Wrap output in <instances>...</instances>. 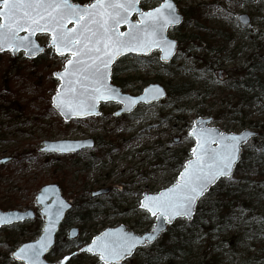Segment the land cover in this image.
<instances>
[{
  "label": "rangeland",
  "instance_id": "1",
  "mask_svg": "<svg viewBox=\"0 0 264 264\" xmlns=\"http://www.w3.org/2000/svg\"><path fill=\"white\" fill-rule=\"evenodd\" d=\"M70 1L89 5L95 0ZM162 1L143 0L140 7L151 10ZM173 1L179 13L189 17L168 31L170 38L182 43L177 55L167 65L159 62L158 51L125 58L128 70L121 78L127 77L129 84L122 91L138 95L149 84L166 88L187 82L192 92L185 98L141 106L129 116L114 117L119 106L108 103L100 106L99 117L64 122L51 108V98L58 86L53 75L64 69L69 56H55L47 48L48 35L37 37L45 49L42 58L0 54V160H6L0 165V211L35 213L32 221L0 228V264H23L11 254L41 234L44 218L35 197L43 186L58 185L72 205L45 261L62 264L68 257L66 264H102L81 249L106 228L123 225L137 235L151 231L154 218L140 209V200L144 193L155 195L175 185L191 158L193 121L213 117L212 126L224 133L258 132L251 126L264 122V94L238 101V93L229 86L236 69L246 67L254 55H262L261 48L264 51V0ZM239 15L248 16L250 25L241 26ZM86 139L94 141L93 149L74 155L41 152L43 142ZM242 154L249 161L258 157L264 161V130L243 146ZM234 179L232 175L224 183ZM103 189L107 195L90 199L92 192ZM215 199V193L206 195L198 206ZM184 223L178 220L175 225L180 228ZM241 224L236 219L231 230ZM71 228L79 231L73 240L68 239ZM263 246L264 236L256 242L257 248ZM195 247L192 259L201 249Z\"/></svg>",
  "mask_w": 264,
  "mask_h": 264
},
{
  "label": "snow or ice",
  "instance_id": "2",
  "mask_svg": "<svg viewBox=\"0 0 264 264\" xmlns=\"http://www.w3.org/2000/svg\"><path fill=\"white\" fill-rule=\"evenodd\" d=\"M139 0H95L86 7L73 4L70 0H0V50L5 47L24 49L31 55L37 48L32 40L35 32L51 35V47L59 55L66 52L67 59L63 73H56L65 84L61 85L53 98L54 106L61 114L86 116L96 111L100 100L117 99L130 106L135 98L122 97L108 84L110 65L116 56L125 52L147 53L152 47H159L164 53L162 60L169 58L174 42L164 38V30L177 24L180 17L170 0L147 12H140L139 22L133 24L129 16L139 11ZM247 24V18L238 17ZM74 27L66 28L65 22ZM121 24H127V32L118 31ZM21 31L28 35L20 36ZM163 92L158 87L145 89L140 99L158 98ZM190 135L196 138V147L192 149L194 160H190L180 173L177 183L154 197H145L141 207L146 208L157 219V225L144 237L118 230L96 237L86 251L98 252L104 264H119L130 256L137 246H143L154 240L162 230L164 223L177 216L191 219L194 205L208 187L220 177H231V170L237 159L239 145L245 142L251 133L230 135L215 130L200 128ZM217 145L212 147L211 145ZM58 150L68 151L74 148L59 145ZM47 191V190H45ZM44 202V195L38 197ZM67 207L62 200L54 201L52 207H46L48 225L45 235L34 244L21 246L12 255L25 264H40V256L50 244V232L55 221ZM23 219L19 213L0 215V224L11 220ZM68 257H65L67 260Z\"/></svg>",
  "mask_w": 264,
  "mask_h": 264
},
{
  "label": "trees",
  "instance_id": "3",
  "mask_svg": "<svg viewBox=\"0 0 264 264\" xmlns=\"http://www.w3.org/2000/svg\"><path fill=\"white\" fill-rule=\"evenodd\" d=\"M184 19L187 21L188 15ZM178 43L182 45L180 41ZM262 50H259L262 55H254L246 67L236 69L235 79L230 80L229 88L238 93V101L250 94H264ZM127 68L123 58L112 69L111 82L120 89L129 84L127 77L121 78ZM165 89L167 98L175 100L188 97L192 92L187 82L169 84ZM251 128L260 136L264 122L258 121ZM233 175L232 182L221 181L209 192L215 193V201L206 203L205 207L198 206L192 221L185 222L180 228L175 224L169 227L158 242L138 250L126 264H264V246L256 247L257 239L264 236V161L260 157L249 161L242 154ZM251 218L256 219L249 222ZM236 219L243 224L231 230ZM198 245L201 249L192 259Z\"/></svg>",
  "mask_w": 264,
  "mask_h": 264
},
{
  "label": "water",
  "instance_id": "4",
  "mask_svg": "<svg viewBox=\"0 0 264 264\" xmlns=\"http://www.w3.org/2000/svg\"><path fill=\"white\" fill-rule=\"evenodd\" d=\"M141 1H142V0H139V3H138V5H137V8L139 9V11H137V12H133V13H131V15L129 16V20H130L133 24H136V23L139 22V19H140V12H143V11L141 10V8H140V3H141ZM70 2H71V1H70ZM94 2H95V1H94ZM94 2H93V3H94ZM163 2H164V1H163ZM163 2H162V3H163ZM170 2L174 5V7H175V9H176V13H177V15L180 17V20H179V22H178L177 24L169 25V26L164 30V33H163L165 39H167L168 41H173V42H174V48L171 50V52H170V54H169V58L166 59V60H162V59H160V57H161L162 55H164V53L161 51V49H160L159 47H152L151 50L148 51L147 53L125 52V53H123V54H121V55L116 56L115 59L113 60L112 64L110 65V75H109V77H108V81H107L108 84H109L112 88L116 89L117 92H119L120 95H121L122 97L135 98V99H136V103L133 104V105H130V106H126L124 103L120 102V101L117 100V99H111V100H100V101H98V102L96 103V111H95L93 114H91V115H86V116H80V117H77V116H69L68 118H65V116H64L63 114H61V111H60L59 109H57V108L54 106V104H53V98L56 96L57 91L60 90L62 84H65V81H62L57 75H55V74H56V73H55V74L53 75V78H54L55 80L58 81V86H57V89H56V93L53 95V97H52V99H51V107H52V109H53V110H54V111H55V112L61 117V119H62L64 122L68 123V122H70V121H72V120H75V119L82 120V119H86V118H90V117H99V116H100V110H99V108H100L101 104L112 103V104H117V105H119L120 108H119V109L113 114L114 117L119 118V117H121V116H123V115H129V114H131L132 112H134V110H135L139 105H146V106H149V105H151V104H153V103H157V102H160V101H162V100L165 99V97H166V92H165V90H164L161 86H159V85H157V84H151V85H148L147 87H145V88L143 89L142 93H141L140 95H138V96H131V95H129V94L123 93V92L121 91L120 88H118V87L112 85V83H111V73H112V67L114 66V64H115L119 59L124 58V57H128V56H148V55H149L150 53H152L153 51H159V53H160L159 61H160L161 63H163V64H167V63H169V62L173 59V57H174L175 54H176L177 43H176V41H174V40L168 38V36H167V32H168V30H169L170 28H177V27H179V26L181 25L182 21H183V17H182V15H180V14L178 13V9H177L175 3H174L172 0H170ZM162 3H161V4H162ZM161 4H160V5H161ZM160 5H159V6H160ZM81 6H82V7H86V6H88V5H81ZM159 6H157V7H159ZM157 7H156V8H157ZM154 9H155V8H154ZM149 11H150V10H149ZM145 12H147V11H145ZM133 17L136 18V21L133 20ZM239 17H245V18H247V21H248L247 24L243 23L241 20L238 19V22L240 23L241 26H243V27H247V26L249 25V23H250L249 18H248L246 15H240ZM65 26H66V28L71 29V28L74 27V24H73L72 22H67V21H66V22H65ZM127 30H128V25H127V24H121V25L119 26V29H118V31H120V32H127ZM19 35H20V36H26V35H28V34H27L26 32H24V31H21V32L19 33ZM40 35H48V36L51 37V35H50L49 33H44V32H35V33H33L31 38H32V40L35 42V44L37 45V48H36V50H35L31 55L26 54V53H25V50L22 49V48L17 49V50L14 52L12 49L7 48V47H5L3 50H0V53H7V52H9V53L11 54L12 57H15V56H16L17 54H19V53H24V58H26L27 60H36V59H37L41 54H43V52H44V48L41 47V46L38 44L37 40H36L37 36H40ZM47 48H53V47H51V41H50V43L47 45ZM53 52H54L55 56H57V57H60V56H61V55H59L58 53H56V51H55L54 48H53ZM63 56H69V58H71V57H70V54L67 53V52H66ZM66 63H67V62H66ZM66 63H65V65H66ZM65 65H64V69H63L62 71H60V72H57V73H63L64 70H65ZM156 87H158L159 89L162 90L163 95H160L158 98H151V97H149L147 100L140 99L141 97L144 96V94H145V89L156 88ZM212 121H213V118H198V119H196V120L194 121V123H193V128L191 129L190 133H191L194 129H195V130H199L200 128L212 129V130H215L216 132L221 133V134H224V135H226V136H230V135H241V134H243V133H245V132L251 133V135L247 137L246 141H245V142H242V143L239 145L238 156H237V159H236V161L234 162V164H233V166H232V170H231V174H232V172H233L235 166H236V165L238 164V162H239V154H240V151H241V147H242L243 145H245V144H246L248 141H250L251 139L255 138V137L257 136V133L254 132V131H252V130H250V129H244L243 131H241L240 133H237V134H227V133H223V132L220 131V129H218V128H216V127H210V126H209V125L212 123ZM190 136H191V137L193 138V140H194V147H196V138H195V136H192V135H190ZM61 144H63L66 148L69 147V146H71V148H74V150L60 151V150H58V148H59V145H61ZM211 146H212V147H216L217 145L213 144V145H211ZM194 147H193V148H194ZM92 148H94V142H93V140H91V139L80 140V141L43 142V143H42L41 152H43V153H45V154L54 153V154H59V155H70V154H77V153H79V152H81V151H83V150L92 149ZM193 148H192V149H193ZM191 155H192L191 160H194L195 157L193 156L192 151H191ZM189 161H190V160H189ZM4 163H6V160H0V164H4ZM186 164H187V163H185V165H186ZM185 165H184V167H185ZM183 171H184V168H183V170H182L181 172H183ZM181 172H180V173H181ZM179 176H180V174H179ZM179 176H178V179H179ZM227 178H229V177H223V176H222V177H220L219 179H217L216 182L213 183V184H211V185L208 187V190H207V191H206L201 197L198 198L197 202H196L195 205H194V210H193V212H192L191 219H189L188 217H185V216H177V217H175L174 219H172L170 222H166V223H164L162 230L159 232V234L156 236V238H155L154 240L150 241L149 243H147V244H145V245H143V246H137V248L133 251V253H132L130 256H126V257H124L122 260H120V261H119V264H122L124 261L130 259V258L134 255V253H135V251H136L137 249H139V248H145L146 246H150V245H152L154 242H156V240H158V239L161 237V235L167 231L168 227L171 226V225H172L175 221H177L178 219H185L186 221H191V220L193 219V217H194V214H195V208H196L198 202H199V201L205 196L206 193L209 192V190H210L211 188L215 187V185H216L220 180H222V179H227ZM177 181H178V180H177ZM171 187H172V186H171ZM171 187H169V188H171ZM167 189H168V188H167ZM45 190H47V191H45ZM165 190H166V189H165ZM165 190H162V191H160L159 193H161V192H163V191H165ZM107 193H108V190H106V189L99 190V191H96V192H92V193L90 194V198H91V199H94V198H97V197H101V196H103V195H106ZM159 193H158V194H155V195H147L146 193H144L141 202L145 200V197H146V196H147V197H154V196L159 195ZM42 194L44 195V202H43V203H40V202H38V197H40ZM58 200H62L63 202H65V204L67 205V207L64 208L62 215H61V216L55 221V224H54V226H53V228H52V230H51V232H50V241H51V242H50L49 246L47 247V249H46L44 252H42V254H41V256H40V264H53V263H48V262H46V261L44 260V256H45L46 254H48V253L51 251V249L55 246L56 235H57V233H58V231H59L60 225H61L62 222L64 221L66 214L72 209V205H71L70 203H68V202L63 198L62 193H61V190H60V188L58 187V185H56V184H50V185H46V186H43L42 188H40L39 192L37 193V195H36V197H35V203H36V206H38V207L40 208V210H39V214H40L41 216L44 217V225H43V227H42L41 234L39 235V237L37 238V240L32 241V242H28V243H24V244L21 245V246H23V245H25V244H34V243H36V242H37L42 236L45 235V231H44V230H45V228H46L47 225H48V215H47L46 212H45V208H46V207H52L54 201H58ZM141 202H140V208H141L142 210H145V211L150 215V217H152V218L155 219V222H154L153 227L156 226L157 223H158L156 217L153 216L150 212H148L146 208H142V207H141ZM11 213H19V214H21V215L23 216V219L17 220V219H15V218H13V219L11 220V223L0 224V228L3 227V226H10V225H14V224L23 223V222H26V221H32V220H34V218H35V213H34L32 210H27V211H24V212H20V211L1 212V211H0V215H8V214H11ZM152 229H153V228H152ZM118 230H122L123 232H127V233H132V234H134V233L131 232V231H127L126 228H125L124 226L121 225V226H118V227H116V228L106 229V230H104L102 233H100V234H99L98 236H96V237H101V236H103V234H105V233H115V232H117ZM151 231H152V230H151ZM151 231L145 233V234L142 235V236H139V235H136V234H134V235L139 236V237H144L146 234L151 233ZM77 235H78V230H77V229H71V230L69 231V233H68V237H69V239H71V240H72V239H75V238L77 237ZM96 237H94V238L91 240L90 244H88L87 246L83 247V248L81 249V252H83V253H88V254L95 255V256H98L99 259H100V255H99L98 252H88V251H86L87 247L90 246V245H92V242H93V240H94ZM21 246H19L15 251H17ZM15 251H14V252H15ZM11 257L13 258V260H14L15 262L25 264L24 261H21V260H17V259H15V258L13 257L12 254H11ZM100 261L102 262V264H104V262H103L101 259H100Z\"/></svg>",
  "mask_w": 264,
  "mask_h": 264
},
{
  "label": "flooded vegetation",
  "instance_id": "5",
  "mask_svg": "<svg viewBox=\"0 0 264 264\" xmlns=\"http://www.w3.org/2000/svg\"><path fill=\"white\" fill-rule=\"evenodd\" d=\"M220 76V77H219ZM218 79H220L221 80V75L220 74H218ZM176 142H178L179 141V139H176L175 140Z\"/></svg>",
  "mask_w": 264,
  "mask_h": 264
}]
</instances>
